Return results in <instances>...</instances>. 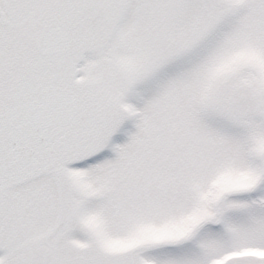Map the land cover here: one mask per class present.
Listing matches in <instances>:
<instances>
[{"label":"snow or ice","instance_id":"6c2138e0","mask_svg":"<svg viewBox=\"0 0 264 264\" xmlns=\"http://www.w3.org/2000/svg\"><path fill=\"white\" fill-rule=\"evenodd\" d=\"M0 264H264V0H0Z\"/></svg>","mask_w":264,"mask_h":264}]
</instances>
